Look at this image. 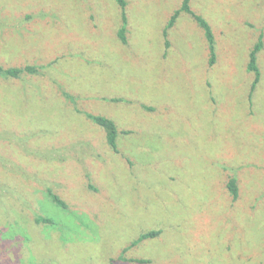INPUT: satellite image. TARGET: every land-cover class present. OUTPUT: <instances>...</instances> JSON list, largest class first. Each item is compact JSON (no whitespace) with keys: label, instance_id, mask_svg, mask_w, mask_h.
Listing matches in <instances>:
<instances>
[{"label":"rangeland","instance_id":"1","mask_svg":"<svg viewBox=\"0 0 264 264\" xmlns=\"http://www.w3.org/2000/svg\"><path fill=\"white\" fill-rule=\"evenodd\" d=\"M126 2L123 44L113 0H0V66L38 67L0 78V264H135L149 231L126 258L264 264V0H190L212 66L184 13L165 46L181 0ZM77 110L114 122L117 154Z\"/></svg>","mask_w":264,"mask_h":264},{"label":"trees","instance_id":"2","mask_svg":"<svg viewBox=\"0 0 264 264\" xmlns=\"http://www.w3.org/2000/svg\"><path fill=\"white\" fill-rule=\"evenodd\" d=\"M117 6L119 7L121 11V28L118 31V37L121 40V42L124 44L126 42V38L124 37L125 31H126V25H127V18L125 14V8L127 5L126 0H113ZM181 13H184L194 21V23L202 30L204 38L207 43L208 51H209V60H208V65L212 66L215 63V41H214V36L212 33V30L208 24V22L202 18L200 15L195 14V12L191 9L190 7V0H181V6L178 11H176L170 18L169 22L167 23L164 31H163V37L165 40V46L166 48L169 47V43L167 41V36H168V31L173 28L175 21L179 17ZM262 49V41L259 37L258 42L254 45L252 50L249 53L248 56V63H247V72L252 73L254 75L253 82L251 84V93L255 91L256 85L259 82L260 78V73L258 69V65L256 63V58L257 54L261 51ZM38 72V67L35 66H29L26 65L24 67H11V68H3L0 66V78L2 79H17L19 80L22 76H37ZM63 96L67 98L68 100H73L72 97L67 94L63 93ZM118 101V100H117ZM114 101V102H117ZM146 111H151V108L144 107ZM77 113H82L79 110H77ZM84 116L96 124L97 126L101 127L104 132H105V138H106V144L108 147L114 152L118 153L117 146H116V138H117V128L114 124L113 121L110 119H107L102 116H94L89 113H82ZM91 188V187H90ZM227 190L232 198L233 201H236L238 198V188L236 184V178L232 177L229 178L227 182ZM46 194L50 198L51 202L57 207L62 210H67V205L66 203L60 199L58 195L54 193L50 188L46 189ZM35 223L36 224H45V225H50L51 221L49 219H45L42 217H36L35 218ZM161 234V231H149L146 233L141 234L137 239L132 241L129 246L125 247L122 251L121 254L119 255L118 260L120 262H125V263H135V264H148L150 261L144 260V259H136V258H126L125 254L130 250L139 245L141 242L149 239H155L157 236ZM110 264H114L113 261H110Z\"/></svg>","mask_w":264,"mask_h":264}]
</instances>
